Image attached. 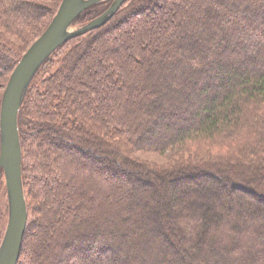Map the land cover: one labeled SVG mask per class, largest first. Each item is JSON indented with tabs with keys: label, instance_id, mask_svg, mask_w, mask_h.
Returning a JSON list of instances; mask_svg holds the SVG:
<instances>
[{
	"label": "trees",
	"instance_id": "obj_1",
	"mask_svg": "<svg viewBox=\"0 0 264 264\" xmlns=\"http://www.w3.org/2000/svg\"><path fill=\"white\" fill-rule=\"evenodd\" d=\"M46 1L54 0H0V103L11 71L61 2L45 5ZM111 2L84 9L71 25L91 21ZM208 3L189 10L185 1L124 0L103 24L67 40L41 63L42 68L56 53L60 55L40 88L25 91L17 114L27 219L16 264L30 259L32 264H40V259L44 264H59L67 258L74 264H192L164 240L159 225L142 239L118 227L104 236L97 219L80 215L90 203L102 207L106 196L110 199L106 204L118 201L121 195L112 191L105 195L102 189L105 178L120 177L128 179L130 188L151 186L149 202L163 204L177 239L186 243L185 256L197 264L202 256L207 260L209 253L216 254V264H264V214L253 205L243 209L250 203L225 194L226 189H238L264 202V0ZM163 8L162 21L141 18L136 27L132 24L119 33L120 44L110 47L105 41L106 33L115 37L111 35L116 26ZM222 12L236 18L228 25L230 33L220 19L215 21L217 32L209 28ZM238 19L252 24L258 34L246 31ZM8 35L17 37L22 46L13 44ZM229 36H235V46ZM218 43L220 48L213 51ZM172 52L175 57L167 61L164 56ZM185 55L188 62L178 57ZM89 60L94 68L88 66ZM140 67L144 70L139 74ZM159 68L165 74L154 73ZM157 85L165 90L162 102L150 107V119L141 128L168 124L175 114L182 121L170 134L160 131L144 140L132 109L146 108L141 100L132 103V94L140 88L146 94L154 92ZM193 104L200 107L198 112L190 111ZM56 146L58 150H47ZM73 148L81 154L74 155ZM135 150L182 154L187 162L167 167L145 164L131 158ZM205 177L215 184L187 188L182 200L180 195L169 199L157 193L150 183L154 180L160 187L169 184L175 189L179 181L205 182ZM89 182L102 200L92 201L87 195ZM171 202L179 206L177 211ZM131 206L135 207L134 201ZM120 211L122 206L114 215ZM147 219L143 216L140 224L144 226ZM207 242L213 251L205 248ZM160 246L173 252L170 263ZM105 250L117 253L102 262Z\"/></svg>",
	"mask_w": 264,
	"mask_h": 264
},
{
	"label": "rangeland",
	"instance_id": "obj_2",
	"mask_svg": "<svg viewBox=\"0 0 264 264\" xmlns=\"http://www.w3.org/2000/svg\"><path fill=\"white\" fill-rule=\"evenodd\" d=\"M54 1H53V3H54ZM113 1L114 0H112L111 4L113 3ZM181 1H185L184 5L186 8L188 7L189 10L193 9V8H197V7L200 8L203 5L207 4L208 2L209 3L211 2V0H167V3L168 4L179 3ZM254 1L255 0H252V3ZM46 3H49L51 5L53 4V3H50L48 1H46L44 4L47 5ZM209 3H208V5H209ZM51 5L49 6L50 8H52ZM50 11H52V9ZM163 12H165L164 8L163 9H155L153 12H148L146 16H142V15L135 16V17L129 19V21L126 22L125 24L118 25L113 29L114 33L111 35V36H115L113 39H111L110 35H108L109 33H106L105 37L107 38V40H105V41H107L108 45L110 44V47H111V45L113 46L114 44L118 45V44H120V41H121V38L118 37V35L120 32L123 31V29L127 28L128 26L130 27L132 24L136 27L139 24V21L141 18H144V19L148 18L150 21H152L154 23L156 21H162L165 18V14H166ZM48 17H49V14L47 15V17L45 15L42 18V21L44 22L45 18H48ZM218 20L221 22V25L226 28V32L230 33L228 25L231 22L236 21V18L233 17L232 15H229V14L222 12V15L216 16L214 22L212 21L209 24L210 30H214L217 32V30H216L217 27L215 25V21L218 22ZM84 24H86V23H84ZM262 24H264V21L262 22ZM239 25L241 27L244 26L246 31L253 33L254 35L258 34L257 29H255V27L252 24L245 25V23H242L239 20ZM80 26H82V23L71 25V27H69V30H73L74 28H78ZM168 27L169 26H167V28ZM134 33L135 32H133L132 35ZM37 37H39V36H37ZM8 38L15 45L21 44V41L15 36L8 35ZM217 38H218V41L220 42L221 41L220 35L217 36ZM228 38H230L229 39L230 45L235 46V44H236L235 36H229ZM24 43H26V42L24 41ZM144 43L148 45V42L145 41ZM30 44L27 45V48L30 46ZM21 46H22V44H21ZM218 48H220L219 43H218V46L215 47L213 51L218 50ZM175 54L176 53H173V52L168 53V55H165L164 57L167 59V61H170L172 59L171 58L172 56L175 57ZM59 57H60V55H57V53H56L55 56L51 57L49 63L45 64L42 68L39 66L38 69L33 74V76L31 77L30 81L28 82V84L25 88V91L28 90V88L31 89V91H35L36 89L40 88L41 83L47 77L48 73L58 65L57 59ZM178 57L181 58V60H183V62L189 61V59L187 58L186 55L181 56V57L178 56ZM84 59H83V62L87 63V62H85L86 59L85 60ZM88 62H89L88 66L90 65L91 68H94V66L91 64L90 60ZM238 66L239 67L236 70L240 71L241 66L239 64H238ZM78 67H79V69H82V64H78ZM127 67L129 68V64H127ZM228 67H231V65H228ZM143 70H144V68L140 67V70L138 71L139 74ZM157 72H159V73L162 72L163 74H165L164 72H166V71H164L162 69L160 70V68H159L154 73H157ZM25 91L23 93V96L25 94ZM144 92L145 91L140 88V89L136 90V92L134 94H132L133 96H135V100H133L132 103H136L139 100H141V101H143L144 106L146 108L145 111H143L142 108H139L136 110H134V108L132 109V113H133L134 118H135L134 122H136V124L139 125L137 127V130L142 131V136H143L144 140H149L150 138L156 136L157 133H159L160 131H162L164 134L165 133L170 134L173 131V129L177 125H179L180 121H182L180 119V117L177 116V114L170 117V122L168 124L156 123V125H154V127L148 128V127L144 126L143 128H141L143 126L142 124L144 122H148L150 119L151 114L150 115L148 114L150 107L153 106L158 101L162 102V94L165 93V90L161 86L157 85L156 91L147 92V94ZM127 93H128V91H127ZM197 94H200V93L198 92V93H196V95ZM23 96H22V98H23ZM142 96H144V98H142ZM198 97H200V99H202V100L204 99V97L201 94L198 95ZM132 107H134V106L132 105ZM189 109L191 112L192 111L198 112L200 107H198L197 104L196 105L193 104L192 107H190ZM146 125H148V124H146ZM55 148H57V146ZM55 148L54 147H47V150L48 151L58 150L59 147L57 149H55ZM71 151L73 152L74 155H80L81 154V152L76 150L75 148L71 149ZM130 155H131V158L139 160L140 162H143L145 164H150V165H156L159 167H165V166L167 167L170 164H172L173 162L178 163V164H182V163L187 162L186 155H182V154H179L178 156H166L165 154L160 155V154H157L155 152H144V151L135 150V151L131 152ZM60 157H61V155L59 154V158ZM103 167H108V166H106L104 164ZM101 176H103V174ZM105 181H107V185H105L103 187V189H102L103 193L102 194L106 195L112 191V192H114V194L117 193L118 195H121L120 196L121 198L118 201L114 202L112 206L109 204H106L110 200L109 196H106V199H105L106 202L105 201L103 202L102 207H99V208H97L95 206L92 207V205L90 203L89 205H87L89 210L82 211V213H80V215L82 217H92L94 220L97 219V220H95L98 223L97 226L102 228V230H104V231H102L104 233V236L105 235L111 236L113 227H118V229H120L121 231H127V233H129V234L131 233L132 237L136 236V237H139V239H142V238H145L147 236L149 237L151 235V232H152L151 230L153 228H155L156 225L157 226L159 225V227L162 230V234H164V236H162L164 238V240H167L168 242H170V244L174 247V249H177V251L182 256H184V258H186L190 263L195 264L197 262L192 257L185 256L186 251L183 250V246L186 243H184L183 241L181 242L180 240L177 239L178 235L174 231L175 225H174L173 221L171 220V218H169V215H167L168 212L166 209L163 208V204H159L157 202L155 203V201H153V200L151 201V203L149 202V200H151V198L150 199H149V197L147 198V194L149 195L151 193V186L146 184V185L142 186L141 189H138L135 187L130 188V186H128L129 181L125 177H120L118 180H115V179L111 180V179L105 178ZM204 181L205 182H202V180H198L197 181L198 183H197L196 181L190 182V180H188L186 182V181L182 180V181H179L177 183V186L175 189H173L172 186L169 184H162V186L160 187V186H158V184L154 180L153 181L150 180V183L156 185L155 188L157 189V193H162V194H164V196H167V198L169 197V199H172L174 196L180 195V197H182L181 198V200H182V199H184L183 192L187 188H193V189L199 190V188L201 187V183L202 184L204 183L203 185H205V186H211V185L215 184L212 179L207 178V177H205ZM89 184H90V187H88V189H86L87 195L89 197L91 196V200L93 199V200L98 201V199H101V196H99V193L94 190L92 182H89ZM111 185H114V188H111ZM225 194H226V196H231V197L240 196L244 200V202H246V203L249 202L250 204H244L243 209H247L248 206L250 207L251 205H253V206H256V208H258L264 214V202L258 201L254 197H252V196H250V195H248L242 191H239L238 189H233L231 191L226 189ZM147 200H148V204L146 202ZM155 200H157V199H155ZM181 200H179V201H181ZM133 201L135 203V207L131 206V202H133ZM120 206H122L123 211H120L118 214L114 215V210L119 209ZM164 206H165V204H164ZM126 207L129 208V211H128V209H126ZM171 207H172V209H176L175 211H177L179 209L178 208L179 206L178 207H177V205L174 206L172 204V202H171ZM242 211H241V214H242ZM8 213H9V203H8V195H7V191H6L5 178H4V173H3L2 169H0V245H1V242L3 240V236L5 233V229H6V225H7V221H8ZM73 213L76 216V213H77L76 209ZM143 216H147V218H148L147 221L145 222L144 226H142L140 224V220L143 218ZM77 217H78V215H77ZM155 217H157V219H158L157 221H156ZM244 217L247 218V216L245 214H244ZM67 218L69 219V217H67ZM102 219L104 220L103 222L101 221ZM40 223L42 225H44L43 220ZM176 224H177V226L180 227L178 222H176ZM50 229L52 230V228H50ZM35 233H36L35 235L38 236L39 230H36ZM124 244L126 245V242H124ZM125 245H123V246H125ZM160 248H161V250H163L165 255L168 256L169 263H170L174 258L173 252L170 250H167L166 247H163V246L162 247L160 246ZM205 248L213 251L212 245H210V243H208V242L205 244ZM123 249L125 250L124 247H123ZM63 252H65V251H63ZM89 253H90V256L93 258L94 256H92L91 250L89 251ZM116 253L117 252H115V250H105L103 252V254L101 255L100 261L103 262L106 259L112 258L113 256H115ZM119 255H122L121 251H120ZM207 257H208V259L206 260L202 256L201 264H216L217 263L216 254L213 255L212 253H209ZM40 261H41L40 264L45 263L44 259H40ZM94 261H97V259L95 258ZM70 262H71L70 259L67 258L64 260L62 259L59 262V264H74L73 262H71V263ZM32 263H33V261H32V259H30L29 263H27V264H32Z\"/></svg>",
	"mask_w": 264,
	"mask_h": 264
},
{
	"label": "water",
	"instance_id": "obj_3",
	"mask_svg": "<svg viewBox=\"0 0 264 264\" xmlns=\"http://www.w3.org/2000/svg\"><path fill=\"white\" fill-rule=\"evenodd\" d=\"M103 0H61L45 30L25 50L10 73L0 103V169L8 195V221L0 245V264H16L26 226L27 212L21 184V149L17 114L25 88L41 63L61 44L103 24L124 0H114L100 15L69 30L87 7Z\"/></svg>",
	"mask_w": 264,
	"mask_h": 264
}]
</instances>
